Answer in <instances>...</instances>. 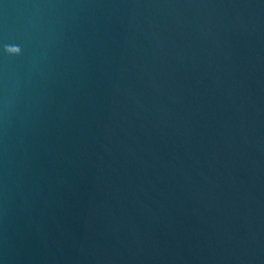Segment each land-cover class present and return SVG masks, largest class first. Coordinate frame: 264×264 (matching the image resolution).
<instances>
[{
  "label": "water",
  "instance_id": "95a60500",
  "mask_svg": "<svg viewBox=\"0 0 264 264\" xmlns=\"http://www.w3.org/2000/svg\"><path fill=\"white\" fill-rule=\"evenodd\" d=\"M0 264H264V0H0Z\"/></svg>",
  "mask_w": 264,
  "mask_h": 264
}]
</instances>
